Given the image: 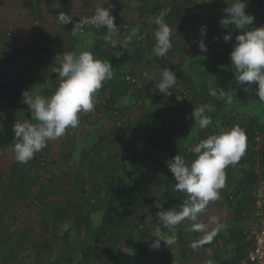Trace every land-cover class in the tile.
Here are the masks:
<instances>
[{
	"label": "rangeland",
	"instance_id": "obj_1",
	"mask_svg": "<svg viewBox=\"0 0 264 264\" xmlns=\"http://www.w3.org/2000/svg\"><path fill=\"white\" fill-rule=\"evenodd\" d=\"M1 1L3 0H0V84L4 82L23 91L29 88L33 94H38L37 91L41 88L51 89L48 86L53 84L50 66L52 57L43 53V48L37 45L39 34L35 29L40 19L37 16L36 5L34 7L27 5L28 0H5L9 3L7 8H4ZM116 1L119 3L118 8L123 9L122 0ZM232 2L233 0H156L154 14L148 17L149 21L146 24L150 28L148 33L141 32V35H145V42L138 51L141 52L144 64L151 65L150 71L152 67H156L158 63L154 65L151 63L157 60L152 51L156 41L148 44L149 34L151 32L154 34L156 29L154 21L157 17L166 23L175 13L178 26L171 32L173 46L163 62L161 61L160 67L162 68L165 62V67L176 73L177 83L173 89L177 102L183 103L181 108L167 98L172 94V88L169 90L171 94L164 95L155 90L154 84L155 95L149 93L141 97L135 95L132 85L126 80V75L129 73L138 77L147 76L149 70L140 68L141 70L136 72L137 75L132 71H126L120 74L121 79L116 82V87L123 91L121 102L116 98V101L113 100L111 91L99 90L96 99L105 100H102L104 108H96L88 114L81 113L79 126L67 129L64 136L50 141L46 148L37 153L36 161L21 164L22 173L20 170L19 173L14 172L13 166L17 162L13 153L0 148V264H46L56 261L58 255H61L59 264H114L109 256L112 252L115 257L123 253L118 264H124L125 259L129 260V256L140 258L139 262L142 264H145L144 262L151 264L153 260L157 263L164 262L166 259H169L170 264H210L209 261L217 263V260L213 259L214 251L211 248L196 244L193 224L203 225L201 232L204 234L210 236L219 234L221 242L224 241L220 250L225 252V259L234 256L236 244H225L228 237L221 231L229 226L231 220L240 229H249L254 216L252 209L239 215L230 204V200L237 193L240 184L244 183V186L246 185L244 190L249 192V180L256 173L254 170L258 173L264 170L262 160L257 164L250 160L252 158L250 148H246L244 156L238 163L225 169L226 181L224 188L219 190V199L204 205L195 221L186 218L177 226L174 233H170L159 222L156 217L159 209L154 205L160 202L164 210L171 208L179 210L186 196L166 184L149 183L160 167L159 157L167 161L179 154L190 163L195 158L190 147L198 143L200 138L205 139L238 126L246 133L248 144L250 130L247 121L264 127V103L255 97L253 84L246 85L251 88L247 91L235 85L234 91L232 90L233 103L230 105L225 103L221 108L217 107L218 100L208 94L209 82H214L211 75L212 66L208 63L209 57L223 46L232 49L235 43V31L232 32V41L226 43L223 40V35L231 30L232 26L226 30L219 24L224 15L222 10ZM106 3L107 0H98L97 3L94 1L95 6L99 4L105 6ZM88 5H91L90 2ZM247 5L246 13L255 17L250 27L264 26V0H247ZM58 13L65 18L64 21L68 16L87 14L70 12L69 15H65L63 11ZM202 25L207 26V34L204 37L207 52H201L198 47L201 39L199 29ZM9 29L14 31L10 33ZM88 34L94 42L91 44L89 42L76 50V53H80V50L96 52L98 59L103 54L107 56L111 45L104 41L101 43L100 39L96 42L95 33ZM79 35L85 37V34ZM80 36L72 34L75 41L81 44L80 40L83 37ZM20 40H24L23 44H20ZM92 46L94 48L91 49ZM48 52L52 56L55 55L54 50ZM125 52L129 53V50ZM43 61H47L50 67L43 68ZM40 69H44L47 74ZM159 72L160 69L153 72L157 80ZM110 82L106 81L104 85L105 83L109 85ZM100 92L104 93L105 98ZM13 96V90H5L2 106L6 107ZM109 99L112 102L106 105ZM201 105H209L213 109L208 113L212 123L203 130L194 124V120L185 118L186 115H191L194 107ZM116 106H119L120 110L115 112ZM157 113L171 120L177 118L178 132L175 145L158 158L154 154L150 158H145L144 154L148 151L145 135L151 126L144 123L149 119L151 124V120L157 118ZM179 115L182 116L179 118ZM23 120L28 119L24 114H19L18 121ZM119 121L122 122V127H119ZM137 148L142 150L141 158L133 151ZM131 151L133 152L130 153ZM119 155H127L138 183L151 185L148 192L155 197L154 203H141L136 219L129 216L113 219L103 211L93 214L92 226L100 225L103 230L113 234L112 237L105 235L104 246L99 250L92 246L87 231H83L80 236L71 232L69 237L72 240L71 246L64 247L63 236L66 231H72L77 214L90 198L107 206L113 204L119 196V186L112 179L115 171L119 170V162L122 160ZM136 163L142 167L136 166ZM149 215L151 218L147 219ZM183 228H187L190 233L185 240L176 236L177 229ZM158 234L168 235L174 243L167 246L162 241L159 249H152L150 245ZM194 244L197 246L193 247ZM136 252L138 254H134Z\"/></svg>",
	"mask_w": 264,
	"mask_h": 264
},
{
	"label": "clouds",
	"instance_id": "obj_2",
	"mask_svg": "<svg viewBox=\"0 0 264 264\" xmlns=\"http://www.w3.org/2000/svg\"><path fill=\"white\" fill-rule=\"evenodd\" d=\"M108 3V0H107ZM247 0H233L230 6L222 11L223 17L219 24L227 31L223 35L224 42L233 40V31H239L235 36V43L230 52V67L234 69V82L244 91L257 84L256 95L260 102L264 103V26L250 27L255 17L246 13ZM110 7H113L110 5ZM61 21L65 18L60 17ZM110 9L98 7L90 18V23L97 30H106L101 39L110 44L113 49L122 46V49L114 52L119 58L128 51V45L139 35V28L133 27L130 34L122 41L115 37L118 34V26ZM155 46L152 49L156 57H164L172 48L171 28L157 17L154 21ZM79 29H73V35H77ZM201 39L198 47L201 52H207L204 37L207 34V26L199 29ZM203 58V57H202ZM59 66L53 71L59 77V85L50 96L33 94L29 90L22 92V103L31 113V120L17 121L12 125L14 143L9 146L17 163L28 164L34 156L47 147L50 141H55L65 135L69 128H77L80 124L81 113L88 114L95 110V98L104 82L110 81L113 76V66L109 60H100L94 57L91 51H82L79 54L63 52L56 55ZM223 67V66H221ZM149 81L155 82V90L168 94L169 90L177 83V76L169 68H161L159 79L155 74L148 75ZM234 91V90H233ZM208 94L216 100H222L226 104L233 103V96L229 91L214 86L210 81ZM213 109L209 105L194 107L191 115L186 119L194 120L201 130L212 123L208 113ZM247 148L246 133L238 126L210 135L190 147L195 158L189 163L182 155H175L166 161L176 183L174 190L186 196L179 210H164L160 202L155 203L159 209L156 217L159 222L174 233L178 225L186 218L195 221L197 214L209 201L219 199V190L224 188L226 181L225 169L229 165H235L244 156ZM151 216L147 219H150ZM203 225L193 224L192 230H202ZM210 239V237H209ZM167 246L174 240L165 234H158L150 247L159 249L161 242ZM197 245H193L196 247Z\"/></svg>",
	"mask_w": 264,
	"mask_h": 264
},
{
	"label": "trees",
	"instance_id": "obj_3",
	"mask_svg": "<svg viewBox=\"0 0 264 264\" xmlns=\"http://www.w3.org/2000/svg\"><path fill=\"white\" fill-rule=\"evenodd\" d=\"M142 1V0H141ZM2 2V1H1ZM95 12V11H94ZM117 14L115 15V24L118 26V33L130 30L131 24L129 22H125L129 24L128 29H124L122 24H118L117 22ZM169 14V13H168ZM167 14V15H168ZM58 15V14H57ZM166 15V16H167ZM78 16V15H74ZM167 18V17H165ZM144 25L142 27V30L139 31L138 37L135 39L136 43V49L139 50L140 47L137 46L138 43V38L141 36V32H143L147 26L146 24L148 22L143 21ZM39 24V21H37V25ZM65 25L69 30H73V26L71 24L66 23ZM94 28L90 27L89 29ZM10 30V29H9ZM14 29L10 33H12ZM79 35V33H77ZM86 34V33H85ZM239 34V31H235V36ZM232 51L231 48L229 47H221L217 49L208 59V63L212 66L211 70V75L214 77V86L217 88H223L225 91H229L232 94V90L234 86L236 85L234 82V69L230 67V52ZM165 57V56H164ZM164 57H157L155 59L156 62L151 63L157 64L156 67H152V72L156 71L157 69H161L160 64L163 62L162 60ZM162 61V62H161ZM165 61V60H164ZM223 66V67H221ZM151 67V65H150ZM162 68H167L165 67V62L164 65L162 64ZM150 73H147V76H139L141 79V86H138L137 84L132 83L131 81L126 80L132 85V90L133 93L139 97L143 96L146 93L154 94L155 91L153 89L154 87V82L149 81L148 75ZM153 74V73H151ZM137 75V74H136ZM138 76V75H137ZM52 77V76H51ZM156 77V76H155ZM52 80V78H51ZM153 85V87H150ZM104 88H106L107 84L103 85ZM102 86V87H103ZM255 91L254 95L256 98L258 96L256 95V89L258 88L257 84H253ZM49 88H52V86H48ZM11 89L14 91V96L13 98L8 102L6 107L2 106V96L5 90ZM22 92L23 90L19 87H15L13 85L7 84L2 82L0 84V148L9 149V146L14 143V134L12 132V125L18 121V115L19 114H24L28 120H31V113L29 110L26 108V105L22 103L23 97H22ZM171 95L168 98L169 101L177 105L179 108H181V105L183 104L181 101L177 102V98L175 94L174 89H171ZM123 99V97L120 98V102ZM116 101L115 99H113ZM113 101V102H114ZM112 100L109 99L108 103H111ZM119 103V102H118ZM225 105V102L222 100H218L217 102V107L221 108L222 106ZM120 108L119 106H116V110L114 111H119ZM182 110V109H181ZM157 118L152 119V123L150 124V120H146V123L144 124H149L151 126L150 131L146 132V140L145 144L147 146L148 151L145 152L144 157L145 158H150L152 154L155 155L156 158H158L163 152L171 150L174 145H175V137L178 132L177 128V118L176 120H171L169 118H164L160 113H157ZM182 115H179L178 117L180 118ZM249 130H250V141L247 144V148H250L251 151V159L253 162L257 164L258 161L262 160L261 162L263 163L264 166V153L261 154L262 149H263V144L259 146L256 142V138L261 135L264 138V127L261 126L260 124H255L253 122L247 121ZM119 126V125H118ZM122 127V126H119ZM248 128H246V131H248ZM202 139V138H200ZM199 139V141H200ZM263 143V141H262ZM135 154L137 155L138 158L142 157V150L141 148H137L136 150H133ZM131 151L130 153H132ZM129 154V153H128ZM120 158L122 159L121 162H119V170L115 171V176L112 178L117 185L119 186V196L117 197L116 201L113 202L111 205L103 206L100 202L94 201L91 198L86 202L85 206L80 209L79 213L76 216V219L73 224V228L71 229L72 231L68 230L66 231L65 235L63 236V246L66 248H69L71 246V234H75L77 236H80V234L83 231L88 232V236L91 239V244L94 246L95 250H99L102 246H104V241H105V235L107 234L108 237H112L113 234L109 231L103 230L102 226H92L93 224V219L92 215L103 211L107 216L112 217L113 219L116 217L121 216H129L133 217L134 219L138 218V210L139 206L141 203H154L155 197L151 196L148 192L149 187L151 186L149 183H155V184H166L170 188H174V185L176 183L174 177L172 176L170 170L166 166V161L164 159H161L159 157L158 165L160 167L156 171V176L151 179L149 183H138L134 177V172L132 169V165L129 163L130 161L128 160L127 155H119ZM37 154L34 156L32 160H37ZM174 157V156H173ZM171 157V158H173ZM156 166V164H153ZM136 166L142 167L139 163H136ZM14 172L15 173H22V165L20 163H17L13 166ZM232 170V169H231ZM264 170H261V173L263 174ZM117 172V173H116ZM254 176L253 178L249 180V188L248 191L244 190L243 184H240L237 188V193L233 196V199L230 200V204L234 206L236 209L237 213L239 215L244 214L245 212H250L252 209L253 212V197H254V189H255V184H256V178H257V171L254 170ZM253 174V173H252ZM264 177V174H263ZM147 187V188H146ZM251 197V199H250ZM119 218V219H120ZM115 221H112L114 223ZM180 229V228H179ZM177 229V234L176 236L179 239L185 240L188 236H190V233L187 231V228H183L182 230ZM246 230L248 229H240V227L235 224L233 220L229 222V226L221 232H224L227 235V240L225 244L229 243H235L236 247L234 248V256L229 259L224 257L225 252H222L220 250L221 245L224 243V241L221 242V237L220 235L216 236H210L207 234H204L199 231H195V238H196V244L199 245L200 247L204 248H211L214 251L213 259L217 260V263L213 261H209L210 264H242V261L244 258L247 256L248 252L252 249L254 245V241L248 237L246 234ZM72 232V233H71ZM110 233V234H109ZM106 236V237H107ZM210 237V239H209ZM111 240V239H109ZM135 248V247H134ZM134 254H138L137 252ZM93 255V254H92ZM153 255V254H152ZM61 255H58V259L53 262H48L46 264H59V257ZM110 258L112 261H114V264H118L120 261L119 257L123 256V253L119 255V257H115V255L110 253ZM129 260L126 261L124 264H142V262H139L140 258L133 257L131 256L128 257ZM145 264H148L147 262H144ZM123 264V263H122ZM151 264H170L169 259L164 260V262H155V260L152 261Z\"/></svg>",
	"mask_w": 264,
	"mask_h": 264
},
{
	"label": "crops",
	"instance_id": "obj_4",
	"mask_svg": "<svg viewBox=\"0 0 264 264\" xmlns=\"http://www.w3.org/2000/svg\"><path fill=\"white\" fill-rule=\"evenodd\" d=\"M9 1H6V2H5V0L2 1L4 3L3 4L4 8L8 5ZM88 1L90 2V4L92 6L88 5V3H89ZM94 1L96 3L98 2V0H28L29 3L27 5H29L31 7H34V5H36L37 16H39V19H40L39 24L36 25V29H35V30H37V34H39L37 36V45L40 46V48H43V53H45V54L47 53L48 56L52 57L50 60V66L52 69V73H51L52 74V83H53L52 88L51 89L41 88L39 91H37L38 94L44 95V96H50L54 93L55 89L59 85V82H60L59 77L53 71L54 68L59 66V61L55 59L56 55H62L63 52H73L75 54H79V52L76 53V50H79L83 46H86V44H89V42H90V44H91V42H94L93 40H91L90 35L88 33H93V34L95 33L97 35V37L95 36V38H97L96 42H99V39H100L101 43L103 42V40L101 39V36L103 34H105L106 30L101 29L102 32H100L96 28L89 29L86 32V34L84 35L85 37L77 34V36L83 37L80 40L81 44L78 41H75V39L72 37L73 30L71 31L67 28V26L65 25V21L64 20L61 21V19H60L61 15H59V13H58V11H63V13L65 15H69L70 12H74L75 14L76 13L90 14V13H93L95 11L96 7H103L104 6V5L101 6L100 4L95 6ZM122 3L124 4V8L119 9L120 11L117 14L118 24L123 25V24H125V22H129L131 24L132 28L138 27L139 31H141L142 27L144 25L143 21L146 20V22H148L149 21L148 17L154 14L153 7L155 6L156 0H142V1L141 0H122ZM81 15H84V14H81ZM177 22H178V20H177V17H175V13H173V16L166 21V24L171 28V32L173 31L174 28H176L178 26ZM149 28L150 27L147 26V28L144 31H146L148 33ZM131 29L118 33L115 38L117 40L122 41L127 35L130 34ZM151 30H152V27H151ZM90 31H92V32H90ZM68 39H70V41ZM149 39H150V42H148V44H153L155 37H154V34H152V32L149 34ZM135 40L136 39L134 38L133 41L130 42V44L128 45L129 53L124 51V54L122 56H120L119 58L115 57L114 52H115V50L116 51L121 50L122 46H120V47L117 46V49H115V50L113 48H111L110 51L108 53H106L107 56H105V54H103L101 57H99L100 59H102V61L104 59L105 60H111L110 63L113 66V73H114L113 78L110 80L111 81L110 83L112 85H110V83H109V85L107 83H105V84H107L106 88H101L100 90L101 91H103V90L111 91L112 92L111 95H113L112 97L114 99L116 98L117 101L120 100V97L123 95V93H122L123 91H121L120 88L116 87V85H117L116 82L121 79V78H119V77H121L120 74H122L126 71H130V72L132 71L133 73L136 74V72H139L141 69H147V70H149L148 72L150 74L153 73L152 71H150V68H151L150 65L149 66L145 65L144 62L141 60V55H140L141 52H139L136 49ZM19 42H20V44H23L24 40H20ZM92 48H94V47L92 46L91 49ZM175 48H174V51H176ZM53 50L55 52L54 56H52L48 52V51L53 52ZM135 50H137V51H135ZM80 52H81V50H80ZM94 52H95V50H94ZM93 55L95 58L98 59L96 52L93 53ZM26 66H28V65L26 64ZM42 66H43V68H46L47 66H49V63H47V61H43ZM40 71H43L44 74H47V73H45L44 69H40ZM118 72H120V73H118ZM35 80H37V79H35ZM30 81L32 83L34 82L31 79H30ZM128 84H130V83H128ZM107 87H109V89H107ZM28 89H26V90H28ZM100 93L105 98L104 93H102V92H100ZM95 100H96L95 101V109L96 108H104L103 103L105 100L103 98L100 100L95 98ZM102 100H104V101H102ZM100 101H102L101 106H100ZM108 104H110V103H108V100H107L106 105H108ZM263 153H264V149H262L261 154H263Z\"/></svg>",
	"mask_w": 264,
	"mask_h": 264
},
{
	"label": "built area",
	"instance_id": "obj_5",
	"mask_svg": "<svg viewBox=\"0 0 264 264\" xmlns=\"http://www.w3.org/2000/svg\"><path fill=\"white\" fill-rule=\"evenodd\" d=\"M113 6V7H110ZM119 3L116 0H108V3L104 7L109 8L111 14L115 17L118 12ZM95 12L85 15H78L77 17L72 15L66 18V23L71 24L73 28H78L79 34H85L90 27H93L90 23V18L94 15ZM129 24L125 23L123 25L124 29H128ZM12 30H10L11 32ZM145 35H141L138 38L137 46L141 47V45L145 42ZM127 80L131 81L138 86H141V79L138 76H134L133 74L126 75ZM150 87H153L151 85ZM169 94H171L169 92ZM180 98V97H179ZM116 112V111H115ZM120 126L122 122H118ZM263 136L259 135L256 138L257 144L259 146L262 144ZM258 172V171H257ZM254 189V197H253V216L254 221L251 224L250 228L246 230V234L250 239L254 241V245L252 249L248 252L247 256L242 261V264H264V177L262 173H257L256 184Z\"/></svg>",
	"mask_w": 264,
	"mask_h": 264
}]
</instances>
